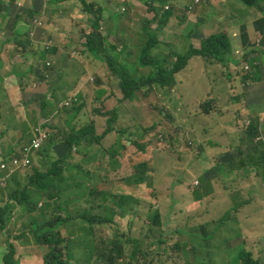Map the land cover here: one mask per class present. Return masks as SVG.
<instances>
[{
  "label": "rangeland",
  "instance_id": "rangeland-1",
  "mask_svg": "<svg viewBox=\"0 0 264 264\" xmlns=\"http://www.w3.org/2000/svg\"><path fill=\"white\" fill-rule=\"evenodd\" d=\"M19 1V4L13 3L14 7L9 6L11 5L9 0L0 1V4L5 7L7 18H10V21L2 23L0 39L6 42L14 37L15 32L19 33L23 38L33 39L36 43H38V37L42 39L44 45H52V52L45 55L46 59L44 61L39 60L33 63L35 65L33 69L35 73L31 72V75H36V78L33 83L29 82L31 87L26 89L24 87L26 83L21 77L8 79L6 84L0 82V113L2 114V116L0 114V124L2 123L0 126V156L10 155L12 150L15 152V150L22 148L25 143L28 144L32 139V135L28 133L21 141L22 130L19 131V134L13 130L4 132L12 117H15V120H19L16 121L17 125L28 123L31 132L37 127L44 130L45 127L43 128V126L45 124L52 128V130H47L50 133L49 142L47 141L43 146V150L49 151L50 149L52 154L59 158L69 157L65 161L64 166L66 183L61 185L65 193L60 191V189L52 190L51 195L54 200H50L51 204L47 208L48 215L46 218L41 213H37L35 216H37L36 220L40 225L57 220H68L59 231L61 237L67 239L68 251H71L74 260L72 262L88 264L86 260L90 252L99 244V239H95L92 233L99 231L101 232L99 238L108 239L114 245L118 256L114 264H232V260L235 257L233 253L239 251L241 249L239 247L242 244L249 249L254 260L264 264V208L260 206L261 203L264 206V182L261 178H257L250 173L249 175L246 174L244 182H239L237 171L229 176L225 173L217 172V164L221 162L224 164L228 163L230 157H227V154H231L227 150V140L218 134L222 125L213 124V137L210 142L206 141L207 144L205 143L204 150L203 148L200 149L201 140L205 138L203 132L206 124H212L210 116H199L198 111L193 116L194 111L190 108L193 103V96L195 100L200 101L208 97L204 87V80L207 79L203 69L205 64L200 58L191 60L188 66L180 72L178 90L175 87L165 93V95L162 92L144 93L142 97H139L136 105L128 109L127 114L121 115L119 120L111 123L112 133H108L104 145L106 148L113 146V144L120 142L121 138H125L131 130L130 142L137 140V143L135 146L130 143V147L126 152L132 156L130 162L120 161V164L114 165L113 169L105 161L103 163L96 162L92 169H88L84 168L80 163V161H83L82 158L73 157L75 150L71 152L70 156L63 155L67 152V149L64 145L63 147L60 145L62 144L60 143L61 137H58L57 133L62 130V136L65 135L66 137L68 135L69 130L66 128V123L71 110L65 111L62 107L61 109L59 107L58 110L60 111H58L56 108H52V106L54 107L52 105L53 102L56 101V98L52 97V90L62 80L67 66L69 68L73 67V69L79 67L88 68L91 63L95 62L91 55L88 54L87 48L83 46V42H81L86 37L84 33V38L80 36L81 31L83 30L84 32L86 30L85 27L92 24L91 20L94 21L96 17H101L100 31L107 39L108 44H112L111 35L113 34V29H115L117 37H126L123 43L127 45L132 43V48L130 49V56L127 57L125 62L135 77L146 76L150 72V68L140 67L138 61H140L139 55L144 40L142 28L149 17L147 5L151 4L152 1L145 0L147 3L144 4L143 0H132L130 4L126 1L123 4L120 2L121 0H58L62 3L63 8H59L55 12L51 11L54 15L53 18L48 14L37 16L34 20L32 19L30 24H27L28 27L25 30H22L18 25L22 23L26 25V22L21 17L25 16L26 8L29 5L27 3L23 5V2ZM28 1L32 5L33 0ZM216 1L222 2L223 0ZM90 5H92V8ZM165 5L173 9L181 8L179 9L180 20L184 22V25L177 33H188L198 23L196 17L190 18L188 15V12H193L196 7L193 5L189 6V2L186 0H178L175 3L168 2ZM215 5L216 3H214ZM206 7L205 5L204 10ZM42 9L43 7L40 8V10ZM118 11L122 16L120 21L112 19L113 14ZM219 11L214 10L212 14H219ZM221 14H223L222 11ZM149 26V30L158 31V23L156 21ZM29 27H33L34 32ZM246 27L245 32L250 33L249 26ZM38 28H43L39 35L37 32ZM61 29L65 32L74 29V32L67 37L66 33L60 32ZM239 30L242 31V29ZM49 32L55 35L52 36ZM158 32L160 33L157 34V37L164 43L158 53H173L172 33L162 34L161 31ZM201 38V35H198L196 41L201 40ZM165 40L170 42H164ZM166 45H171L172 47L169 48ZM1 48L2 41H0ZM12 48L10 50H15ZM84 49L86 50L85 55L82 54ZM119 49L121 48H116L115 52H119ZM185 49L181 50L179 45L175 51H178V54H183ZM41 50L45 53L43 45H41ZM15 52L19 53V50ZM35 52L38 53L39 51ZM28 59H30V56L26 58V61ZM17 60H19V63L12 65L17 70L26 73L28 68L31 69L30 62L26 63L25 61L23 63L19 58ZM226 67L221 66L222 71ZM98 69H107L108 72L105 75L109 76L110 73L107 67L98 66L96 70L98 71ZM7 71L10 72L8 69ZM225 72H228V70H225ZM47 75L49 80H39L43 76L47 77ZM210 75H216L215 68H210ZM219 78L221 79V74ZM94 80L91 78L92 83ZM102 80L103 82L105 81L104 79ZM222 81H224V78ZM34 83L35 85H33ZM112 86V96L115 95L112 98L117 96L118 99H121L122 95L120 96L119 92L116 91V85ZM23 87L24 90L22 89ZM83 87L81 99L86 101V106L81 111L78 121L85 123L90 121L89 124H93L97 134L102 136L108 130L111 118L107 113L113 111L116 102L113 100L104 101V99L101 101L102 103L93 102V87L89 85ZM179 91L184 95L178 96ZM108 96L109 94L106 95L105 99ZM180 97L181 99L184 97L183 102L179 99ZM61 99L64 98L61 97ZM23 101H25V104L22 103ZM43 102L51 104L47 108L48 114L51 115L50 118H45L42 114L40 107ZM78 104L79 102L77 101L76 105ZM186 104V110L191 115L192 120H189L190 115L186 113ZM12 108L14 112L11 111ZM219 108L220 104L216 103V115L221 116ZM232 109L234 107L229 104L223 111L225 114L230 112L228 114H231V119L233 118L232 121L235 124L233 127L236 130L239 128L240 123L241 125L242 122L244 123V117L238 115L239 111H232ZM168 110L172 113H169ZM197 110H199V106H197ZM159 111L171 114L179 125L175 124V126H169V128L166 125L167 120L164 115H159ZM132 123L135 124L136 131L129 126ZM82 125L79 126L81 127ZM166 129L172 131L171 133L175 136L174 139L165 138ZM149 133H151V136L148 141L146 136ZM139 136H142L143 139H138ZM145 139L147 144H151L152 151L150 153L152 155L138 153L136 145L141 146V142ZM220 148H223V151L220 152ZM141 154L142 160L140 159ZM146 161L151 166V174H148V176L153 177L156 172L155 180L149 188L147 186H138L134 187V189L132 188L133 190H129L124 187L126 186L125 183L116 177L112 178V184L106 182L100 184L105 173L109 174V177L126 176L134 171L133 164H140ZM42 165L46 168L49 163L47 160L43 162L38 157L33 162L32 168L19 175L20 178L25 179L27 182L34 169L42 170L44 168ZM155 165L156 167H154ZM79 167H82L81 172L77 170ZM213 171H216V173ZM94 173H96L95 179L93 178ZM201 177L205 180L199 179ZM74 183H77V185ZM152 187L153 189H151ZM109 188L112 189L113 193L112 203L107 202L104 196L101 195ZM207 190L209 193H207ZM256 190L258 192L257 195H255ZM242 194L243 197L240 199ZM253 197L256 198L255 202L250 201ZM153 198L154 204L151 203ZM172 200L177 201L179 203L178 206L173 204ZM192 201L194 202L193 204ZM196 202H201L202 204H197ZM122 203L128 206L121 207ZM241 203H244V208L231 212L233 206ZM171 204L176 206L174 210L170 207ZM156 206H159V212L161 213L160 225H154L151 219L156 213L154 209ZM122 211H132L133 216L124 219L115 217ZM227 213H229L228 220L221 226L216 225V243L211 240L208 243L206 242V250L203 251L201 244L205 241L199 236L205 235L208 226L218 224V221L224 218ZM18 215L19 218L6 219V222L11 221L9 223V232L12 237L21 234L26 237L28 235V233H25L26 229L29 232V228H27L29 218L21 213ZM84 216L88 218L114 216V221L118 227L117 233L108 226L95 227V224L90 226L89 223L84 221L74 222L77 218ZM12 219H15L13 223ZM93 227L95 228L92 229ZM254 234L261 236L260 241L256 240ZM220 235L223 240L218 239ZM10 238L11 236L5 242L6 250L12 242ZM208 239H210L209 235ZM192 241L195 242V245L191 249H187V245L191 244ZM220 241H223L224 245L227 246L230 250L229 253L228 251H218L217 244ZM197 243H199L200 248L195 247ZM202 245L204 246V244ZM33 252L39 258H43L50 253V250L47 247H41L40 251ZM19 253L21 255L23 251L19 249Z\"/></svg>",
  "mask_w": 264,
  "mask_h": 264
},
{
  "label": "trees",
  "instance_id": "trees-1",
  "mask_svg": "<svg viewBox=\"0 0 264 264\" xmlns=\"http://www.w3.org/2000/svg\"><path fill=\"white\" fill-rule=\"evenodd\" d=\"M9 1L15 3V0ZM240 1L243 2L246 6H256V4L261 3L262 0ZM37 2L38 4L33 1V5H30L26 8L25 16L21 17L24 21L29 22L37 16H45L46 14H48L52 18L54 17L51 11L55 12L52 7H54L55 4L59 2L58 0H38ZM40 2L42 5L40 4ZM158 2L164 5L166 0H158ZM13 3H11V5L9 6L14 7ZM201 4L202 0L199 6H201ZM41 6L46 7L45 13H42L40 11ZM90 7L92 8V5H90ZM152 7L153 10L156 11L155 15L150 13ZM160 9L161 5H151L150 8H148L149 14L154 16L151 20L144 22L142 28L144 31V40L143 42L141 41L143 44L139 55L140 61H138V65L140 67L150 68V72L146 76L135 77L131 72V69L125 62L127 57L130 56V49L132 48V43H130L129 45L124 44L123 42H125L126 37H117V33L115 34V29H113V34L111 35L112 44L109 45L107 39L100 31V22L102 18L96 17L94 21L91 20L92 24L85 27L86 30L84 32L82 30L80 33V36L82 38H84V34L86 35V37L82 39L83 41L81 40V42H83V46L87 48L88 54L91 55L92 59L95 62L91 63L88 68L79 67L77 69H73V67L69 68V66H67L65 74L62 76V80L57 84L56 88L52 90V97L56 98V101H54L52 104L54 105V107L52 106V108H56L58 110L59 107L60 109L62 107V109L65 111L71 110L70 114H68V120L66 123V128L69 130L68 135L66 137L65 135L62 136V130L57 133L58 137H61L60 143L62 144L60 145H62V147L64 145L67 149V152L63 155L70 156L71 152L75 150V154L73 155V157L76 156L82 158L83 161H80V163L84 168L92 169L95 166L96 162L103 163L105 161L108 165L112 166L113 169L114 165L120 164V161L130 162L132 160V156L126 153L128 148L130 147V143L134 144V146L137 143V140L130 142V137L132 135L131 130L125 138H121L122 140L120 142L113 144V146H110L109 148L105 147L104 143L106 140V136L109 132L112 133L111 123L115 120H119L121 115L127 114L128 109L130 107L133 108L136 105L139 97H142L144 93L150 94L151 92H162V94L165 95V93L173 90V88L175 87H177L178 90V85L180 82L179 74L188 66L191 60H193L194 58H200L205 64L204 69L207 73H209L210 67L212 65L217 64H220L221 66L225 67L227 65L226 70L231 69V65L233 63H228L229 59H225L226 55L228 54V50L230 49V43L228 40L229 36L226 30H223L219 33L217 32L201 40L199 48L195 47L190 43L189 36H183L182 42L186 48L183 54L158 53L163 42L160 41L157 37L158 31L156 32V30L148 29L150 27L149 25L154 24L156 21V23H158L157 29L163 30L165 26L168 25V22L172 17L171 9L168 11ZM121 18L122 16L119 12L114 13L112 17V19L117 21H120ZM1 30L2 29L0 28V31ZM73 32L74 29L68 31L69 34ZM14 40H18L17 34H15ZM20 44L22 45V42H20ZM116 48L121 49H119V52H115ZM82 54H86L85 49ZM2 57L3 52L0 51V82L6 84L8 79L11 80L15 77H21L26 83L24 87H30L31 83L29 82L33 83L34 79L36 78V75L32 76L30 71L29 73H26V75L20 74L15 69L12 70L14 72L10 71L8 74L4 75L3 72L5 68V63L4 60H2ZM98 66L107 67L110 73L109 76L107 77L105 75L108 72L107 69H98L97 71L96 69L98 68ZM69 70L72 71L69 72ZM91 78L95 79L93 83L91 82ZM47 79L49 80V76L47 78L43 77L39 80L46 81ZM102 79H104L105 81L103 82ZM88 85L93 87V102L98 103L101 102L103 99L104 101L113 100L116 102V106L113 108V111L107 113V115L111 116V118L108 124V130L102 136H99L97 134V130H95L94 125L89 124L90 121H88L89 123L78 121L79 116L81 115V111L86 106V101L81 99V95H83L82 90L84 89L83 86ZM112 85H116V91L119 92L120 96L122 95L121 99H118L117 96L116 98H112L115 96H112ZM62 86L64 87V90ZM24 87L22 88L23 90ZM108 94L109 96L105 99L106 95ZM182 95L184 94L179 91L178 96ZM61 97H63L64 99H61ZM179 99H181V97ZM183 100L184 97H182L181 101L183 102ZM77 101L79 102L78 105H76ZM199 101L200 100H195L193 96V103L190 106L191 110L194 111L193 116L196 115L195 113L197 111L199 116H209L212 113L216 115V103L220 104V115L225 116L223 110L224 108H226L227 105L231 104V102L225 98L224 92L218 93L217 88L215 90V93H210L207 98L198 103ZM50 105L51 104L49 102H43L41 104L40 109L42 110V114L45 118L51 117V115L48 114L47 110ZM186 106L187 104L185 105V110ZM197 106H199V110H197ZM11 111L14 112V109L12 108ZM238 111V115L244 117V123L242 122V125L240 123V125L238 126L241 129L242 134H244V138L241 139L237 146L234 144L233 140H231V143L233 144L228 149L231 154H227V157H230V159H228V163L226 164L222 162L217 164V172L225 173L229 176L231 175V173H234L237 170L250 169L251 171H253L254 175L257 178H261V180L264 182V128L262 126L261 120H259V118H256V116L250 117L248 114H242L241 110ZM168 112L172 113L170 110H168ZM189 112L191 113V111ZM158 113H160V116L164 115L165 119L167 120L166 125L168 127H172L177 124L171 114H166L162 111H159ZM186 113L188 114L187 110ZM189 120H192L191 115L189 116ZM232 120L225 123L224 125H222V123L217 120L212 121V124H206V128L203 132V136L205 138L201 140L200 149L203 148L204 150V145L206 141L210 142V139L213 137V124L222 125L221 129L218 131V134L223 137L225 134L228 133L230 128L235 125ZM16 121L19 120H15V117H12L9 123L7 124V127L4 132L13 130L18 132L19 134V131L22 130V135L20 137L21 141L23 140L24 136L28 133H30L33 137V133L39 128L37 127L31 132L30 125L28 123L17 125ZM36 123L38 125L37 121ZM79 125L82 126L80 127ZM178 125L179 124H177V126ZM129 126L134 130L136 128L134 123L129 124ZM43 128L45 131H47L48 129L52 130V128L48 124H45ZM171 132V130L166 129L165 138H168L170 140L174 139L175 136ZM143 135L146 136L145 134ZM150 136L151 133L147 134L146 136V139L148 141V138ZM138 139H143V137L139 136ZM146 139L141 142V146L136 145V148L138 150V153L152 155L150 153L152 151V148L150 147L151 144H147ZM18 150H15V152H17ZM15 152L13 150L12 153ZM49 154H51L50 149L49 151L42 150L39 155V158L42 159L43 162L47 160L49 163V165L46 167V171L40 172V170H33L32 174L28 179L27 185L24 186L22 190L16 191L9 187L7 188V191H9V203L6 204L4 207H0V233L6 232V234H8V238L9 236H11L10 239L12 240V242L1 257V264H21V261L27 256H32L34 259L39 258L38 255L32 254L31 251H33V249H40L41 247H47L50 250V253L46 257L39 258L41 259L43 264H81L77 262H72L74 260L71 251H68L69 246L66 244L67 239H63L59 231L62 225L67 223L68 220H57L48 224L43 223L42 225L38 224L36 220L37 216H35V214L37 213H41L44 218H46V216L48 215L47 208L51 204L50 200L52 199V190L60 189V191L65 193L64 190L61 188V185L66 183V172L64 166L65 161L69 159V157L66 156L64 158H59L54 155L55 157L52 158V155ZM141 157L142 154L140 155V159ZM150 167V163L146 161L140 164H133L134 171L126 176L109 177L110 175L105 173L100 181L102 183L100 184H103L104 182L112 184V178L116 177L121 179L125 183L126 186L124 187L126 189L133 190L134 187L138 186H147L149 188L152 182L155 180L156 176V172L153 177L148 176V174H151ZM154 167H156V165ZM77 170L78 172H81L82 167H79ZM213 172L216 173V171ZM95 176L96 173L93 174V178ZM16 177L17 176L13 177L10 180V183L16 181ZM199 179L203 180L202 177ZM74 184L77 185V183ZM151 189H153V187ZM207 193H209L208 190ZM101 195L104 196V199L107 202L112 203L113 193L111 188L106 190V192L102 193ZM154 198L151 202L153 204ZM241 198L242 195L240 196V199ZM44 200H46L49 205H45L44 208L40 209L39 205ZM52 200H54V198ZM188 200H190V198H188ZM172 202L173 204H177V206L179 204L175 200H172ZM123 203L121 204V207L128 206ZM193 203L194 202L192 201V204ZM196 203L202 204L201 202ZM173 204H171L170 207L174 210L176 206ZM260 206L264 208L262 203ZM244 207V203H241L240 205L237 204L233 206L231 212L237 211ZM154 209L156 213L153 215L154 219H151L153 220L154 225H160L161 213L159 212V206H156ZM106 211L108 210L106 209ZM20 213L29 218V222L27 225V228H29V232L26 229L25 233H28L26 237L23 234L12 237V234L9 232V223L11 221L6 222V219L19 218L18 214ZM130 216H133L132 211H122L115 215V217H119L122 219ZM113 217L114 216H95L93 218H88L84 216L81 218H77V220H75L74 222L77 223L79 221H84L86 223H89L90 226H93V224H95V227L108 226L109 228L114 229V232L117 233L118 227ZM228 217L229 213H227L226 216L219 220V223L215 225L221 226L225 223V221L228 220ZM14 220L15 219H12V223L14 222ZM210 226L211 225H209L207 230L205 231V235L199 236L203 238V241H205L202 242L204 246L201 244L204 249L203 251L206 250V242L208 243L211 240L216 243L215 237L217 235V227H211L210 229ZM95 227H93L92 229H94ZM100 233L101 232L99 231L94 232V234L92 233L95 239H99V244L98 246H95L93 248V251L90 252L86 261H88V264H114L116 262V259L118 258L114 249V245L108 239L106 240L103 237L99 238ZM208 235L210 239L207 240ZM114 237H116V235H114ZM218 239L223 240L221 235L218 237ZM194 245L195 242L192 241L191 244L187 245V249H191V247H193ZM217 245L218 251H228V253L230 252L227 246L224 245L223 241L218 242ZM195 247L200 248L199 243H197ZM239 248H241L239 251L233 253V255H235L234 259L232 260L233 264H262L260 261L254 260L253 255L250 253L249 249L244 246V244H242ZM19 249L23 251V254L20 255Z\"/></svg>",
  "mask_w": 264,
  "mask_h": 264
},
{
  "label": "crops",
  "instance_id": "crops-1",
  "mask_svg": "<svg viewBox=\"0 0 264 264\" xmlns=\"http://www.w3.org/2000/svg\"><path fill=\"white\" fill-rule=\"evenodd\" d=\"M33 1L36 4H38L37 0H33ZM124 1H126L127 3L129 2L128 4L132 2V0H121L120 2L125 4ZM143 1L144 4L147 3L145 0ZM151 1L152 3L147 5L148 8H150L151 5L152 6L161 5V10H163V6L165 4L163 5L162 3L158 2V0H151ZM186 1L189 2V5H191L193 4L194 0H186ZM23 2L27 3L29 6L31 5L28 0H23ZM168 2L175 3L178 2V0H166L165 3L168 4ZM214 3H216L215 6ZM205 5L207 7L204 10ZM59 8H63L62 3L60 1L57 4H55L54 7H52V9H54L55 11H58ZM4 9L5 7L1 5L0 6V16L2 20L0 22L1 29L3 22L10 21V18H7L8 16L6 15ZM179 9L181 8L178 7L174 8L172 19L170 20L169 24L163 30H161L162 34L172 33V38H173L172 52L178 53V51H175V49L179 45L181 46V50L185 48V45H183L182 42L183 36H189L190 43L195 47L199 48L201 40L217 32L219 33L223 30H226L229 36L228 40L230 43V49L228 50V54L226 55L225 59L228 58L229 59L228 63L234 64V65L232 64L231 69L228 70V73L230 74L231 78H228L226 76V72H225L226 69L223 70L225 72L224 74L220 64L212 65L210 68H215L216 75L211 76L210 70L209 73L205 72V77L207 78L206 80H204L205 83L204 87L206 88V93L207 95H209L210 93H215L216 88L218 89V93L224 92L225 98L229 100L231 102V106L234 107L232 111L241 110L242 114L244 115L248 114L250 117L256 116V118H259V120H261L262 126L264 128V0H262L261 3L259 4L257 3L256 6H246L240 0H223L222 2H218V1L215 2V0H202L201 6L196 7L193 12H188L190 18L196 17L198 19L197 21L198 23H196L195 26L188 33L185 34L177 33V31L184 25V22H182L180 20V17L178 16V13L180 12ZM45 10L46 7L44 6L43 9L40 11L42 13H45ZM214 10L216 11L220 10L218 12L219 14L217 13L212 14ZM221 11L223 14H221ZM150 13L155 15L156 11L153 10V7L150 10ZM154 15H151L150 18H152ZM25 22L26 25L23 23L21 25H18L20 28H22V30H25L28 27L27 24L31 23L27 21ZM246 26H249L248 29L250 30V33L245 32ZM29 28L34 32L33 27H29ZM239 29H242V31H240ZM37 32L39 35L41 30H37ZM60 32L66 33L67 37L71 35L68 33V31L66 32L63 31V29H61ZM159 33L160 32H158V34ZM49 34L52 36L55 35L51 32H49ZM198 35H201L202 38L201 40L196 41ZM37 40L38 43H36L31 38H23L24 43L28 45L26 47V53L25 52L17 53L18 54L17 56L16 54H9V53H14L13 51H9V49L12 48V46L6 44L4 40L0 39V41H2V48L0 49V51L3 52L2 58L3 60L5 59V68H6V69L4 68V72H3L4 75L9 73L8 71H6L7 69L9 71H12L14 69L17 70L15 67L12 66L16 63H19L17 57L20 59V61L25 63L26 58L29 56L30 59H28L26 63L30 62L31 69H28L26 73H29V71L35 73L33 71V69L35 68V65H33V63L38 62L39 60L44 61L46 59L45 54L41 50L42 39L37 37ZM164 42L169 43L170 41L165 40ZM163 45L164 43L162 44V46ZM166 46L169 48L172 47L171 45H166ZM3 48H7V49L4 50ZM19 50L20 51L22 50L21 45ZM34 50L40 51L41 54H37L36 52H34ZM245 65L250 66L251 76L246 74L244 70ZM17 71L20 74H22L21 71L19 70ZM220 74H221V79L219 78ZM11 77H15V76H11ZM43 77L47 78L48 75L47 77L46 76ZM248 77H250V79H248ZM223 78L224 81H222ZM33 85H35V83ZM27 88L29 87H26V89ZM200 102L201 101H199L198 103ZM22 103L25 104V101H23ZM228 113L225 114V117L223 116L218 117L214 113H212L209 116L211 117L212 121L217 120L221 122L222 125H224L225 123L232 120L230 116L231 114ZM233 126L230 128L228 133L223 136V138L227 140L228 149L233 144L231 143L230 140H233L234 144L237 146L241 141V139L244 138V134H242L241 129L238 128L234 130ZM219 151L220 152L223 151V148H220ZM12 152L13 150L11 151L10 155L12 154ZM249 173L251 175H254L253 171H251L250 169L237 170L238 181L244 182L245 180L244 177L246 176V174L249 175ZM27 183L28 180L26 182L25 179H21L20 176L18 175L16 177V181L9 183L8 187L16 191H19L22 190L23 187L27 185ZM257 194L258 192L256 190L255 195ZM8 195H9V191H7V189L2 190L0 192V207H4L6 204L9 203ZM4 196L5 198L3 199ZM255 200H256L255 197L250 199L251 202H255ZM211 227H216V225L212 224ZM254 236L256 237V240L260 241L261 236L255 234ZM6 240H8L6 232H1L0 260H1V256L4 254L6 250L5 249ZM40 249H33V251H40ZM33 251H31L32 254L37 255ZM21 264H43V263L39 258L34 259L32 256L31 257L27 256L21 261Z\"/></svg>",
  "mask_w": 264,
  "mask_h": 264
},
{
  "label": "clouds",
  "instance_id": "clouds-1",
  "mask_svg": "<svg viewBox=\"0 0 264 264\" xmlns=\"http://www.w3.org/2000/svg\"><path fill=\"white\" fill-rule=\"evenodd\" d=\"M0 1H2L3 2V0H0ZM22 2H23V0H21ZM19 0H15V3L16 4H19ZM25 2V1H24ZM23 2V5L25 4ZM200 2H201V0H200ZM200 2L199 3H196V0H195V2L193 1V4H191V5H193L194 7H198L199 5H200ZM10 3H13V2H11L10 1ZM166 4V3H165ZM190 6V5H189ZM22 9V8H21ZM163 9L164 10H170L171 9V12H172V17H173V8H170L169 6H166V5H164L163 6ZM119 12V11H118ZM178 16L181 18V16H180V12L178 13ZM172 17H171V19H172ZM152 18H150V14H149V17H148V19L147 20H151ZM170 19V20H171ZM34 20V19H33ZM170 20H169V22H170ZM32 21V20H31ZM31 21H29V22H31ZM169 22H168V24H169ZM167 26V25H166ZM165 26V27H166ZM43 28H38L37 30H42ZM158 31H161V30H158ZM15 34H17L16 32H15ZM15 34H14V36H15ZM158 34V33H157ZM18 35V40H14V37L13 38H11L10 40H8V41H6V44H9V45H11V46H13V48L12 49H15V50H10L9 49V51H13L14 53H9V54H16L17 56H18V54H17V52H15L16 50H19L20 49V42H22V45H21V48H22V50L20 51L19 50V53H26V47L28 46V45H26L25 43H24V41H23V37L18 33L17 34ZM19 36H20V38H19ZM10 41V42H9ZM41 45H43V47H44V50H45V55L46 54H49L50 52H52L51 50H52V45H50V46H46V45H44L42 42H41ZM4 50H6L7 48H3ZM34 52H35V50H34ZM37 53V52H36ZM37 54H41V52L39 51ZM18 58V57H17ZM29 69V68H28ZM244 70H245V72H246V74L247 75H250L251 76V70H250V66L249 65H245L244 66ZM22 73V72H21ZM22 74H24V75H26V73H22ZM226 76L228 77V78H231V76H230V74L228 73V72H226ZM248 79H250V77H248ZM37 130H40V131H42V132H44L47 136H48V139H47V141L49 140V133L47 132V131H44V130H41V129H37ZM36 132V131H35ZM34 137H35V133H33V137H32V139L30 140V142L28 143V144H24V146L22 147V148H20L18 151H17V154H15V153H12L11 155H3V156H0V161H3V162H5V163H9V161L11 160V159H14V158H18V159H21L22 158V155H21V153H22V150L25 148V147H27V146H30L31 145V143H32V141L34 140ZM47 141L42 145V147H41V149L37 152V153H33L32 155H31V157H30V161H31V164H30V166L29 167H27V168H21V169H19V170H16L12 175H10V173L9 172H3L2 174H0V178H3V179H5L6 180V182H5V186L4 187H0V191H2V190H6L7 188H8V186H9V183H10V180L13 178V177H15V176H18V175H20V174H23L26 170H29L30 168H32V164H33V162L34 161H36L37 159H38V157H39V154H40V152L44 149L43 148V146L47 143ZM49 142V141H48ZM49 155H52V158L53 157H55L53 154H52V152H51V154H49ZM43 166V165H42ZM44 168L42 169V170H40V172H44V171H46V168H45V166H43ZM34 170H37V169H34ZM45 205H49L48 204V202L46 201V200H44V202H42V203H40V205H39V208L40 209H42V208H44V206Z\"/></svg>",
  "mask_w": 264,
  "mask_h": 264
},
{
  "label": "built area",
  "instance_id": "built-area-1",
  "mask_svg": "<svg viewBox=\"0 0 264 264\" xmlns=\"http://www.w3.org/2000/svg\"><path fill=\"white\" fill-rule=\"evenodd\" d=\"M200 0H196V3H199ZM48 136L40 131L36 130L34 140L32 141L30 146L25 147L22 150V158H14L9 161V163H5L3 161H0V174L3 172H9L10 175H12L16 170H19L21 168H27L30 166L31 161L30 157L33 153H37L42 145L47 141ZM6 180L3 178H0V187L5 186Z\"/></svg>",
  "mask_w": 264,
  "mask_h": 264
}]
</instances>
